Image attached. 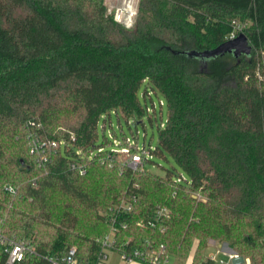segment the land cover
Wrapping results in <instances>:
<instances>
[{"label":"trees","instance_id":"obj_1","mask_svg":"<svg viewBox=\"0 0 264 264\" xmlns=\"http://www.w3.org/2000/svg\"><path fill=\"white\" fill-rule=\"evenodd\" d=\"M248 21L251 55L185 53L215 48ZM263 51L264 0H140L131 27L106 0H0V231L35 250L14 264H54L48 257L73 247L78 264H96L114 227L117 252L164 244L158 264L189 255L195 239L193 264H215L200 249L209 237L264 264ZM146 77L169 104L157 154L170 155L191 186L175 184L173 170L134 172L124 159L90 162L82 174L59 150L38 165L29 139L37 125L87 145L101 113H144ZM133 195L134 209L120 212ZM160 207L171 209L164 232L139 225ZM46 227L53 234L43 240Z\"/></svg>","mask_w":264,"mask_h":264},{"label":"built area","instance_id":"obj_2","mask_svg":"<svg viewBox=\"0 0 264 264\" xmlns=\"http://www.w3.org/2000/svg\"><path fill=\"white\" fill-rule=\"evenodd\" d=\"M137 0H122L121 3L115 7H109L113 12L114 19L127 27L134 25L135 18L137 15ZM242 26L237 25L234 32L230 34V39L237 36L238 30H241ZM142 85L145 86L144 97H148L152 100V107L146 104L144 107V113L150 115V118L158 119V107L161 109L164 106V101L160 99V105L153 100L154 94H158L157 90L151 83L148 77L143 78ZM116 113L120 119L121 113L116 109H111L101 113L98 120V130L103 123L102 128L104 129V138L100 141V133L98 132L97 137L87 145H81L75 133H71L68 137L55 138L51 137L40 130V125H37L29 135L30 139V153L36 157V161L40 167H45L50 160L51 153L56 151H61L65 154L69 160L70 165L73 169L80 171V173H85L87 170V165L90 162H97L102 165H108L109 167H114L117 161L124 159V164L132 169L134 172L142 171L149 162L155 158L157 154V146L152 143L144 142L142 145L139 141L138 135H133V137L127 135L123 127H121V135L114 129V123L112 122V115ZM162 114V112H161ZM128 125L131 127L134 123L138 124L135 120L126 118ZM134 121V123H133ZM141 122V121H140ZM167 122L159 123V128H165ZM30 125H35L34 122H30ZM110 134L107 136L106 130ZM111 137V139H110ZM174 183L177 185L191 186L192 181L189 177L185 176L183 173L175 176ZM36 183V182H34ZM10 191H14L12 187H8ZM136 196L130 200H124L119 206L118 210L120 212H129L134 209V202ZM171 209L169 207H160L155 210L151 218L146 222L140 221L139 225H149L152 227H159L161 232L166 230V226L162 224L165 218L169 215ZM126 227V225H125ZM117 228L114 227L110 234L105 237L103 242V248L98 256L96 264H107L110 251H117L115 233ZM165 248L164 244L161 245L160 249L157 250L151 245L147 248H137L131 251H118L121 259L124 262L131 263L135 261H140L144 264H158L162 249ZM0 250L6 254V261L8 264H14L16 262L22 261L28 253H33L35 250L27 245L26 241L17 238L15 236H9L0 231ZM76 249L73 247L70 249L69 253L62 257H48L54 264H78V260L75 256ZM211 259L215 261V264H252L250 259L242 255L241 253L224 248L222 246L216 247L215 251L208 254ZM221 256V257H220ZM166 257V263L168 261Z\"/></svg>","mask_w":264,"mask_h":264},{"label":"rangeland","instance_id":"obj_3","mask_svg":"<svg viewBox=\"0 0 264 264\" xmlns=\"http://www.w3.org/2000/svg\"><path fill=\"white\" fill-rule=\"evenodd\" d=\"M139 1L140 0H137V3H136L137 8L139 5ZM251 25H252V22L248 21L245 26L241 27L242 29L244 28V30H238L237 35L240 32H244L246 35L249 34L248 35L249 43L252 45V47H254V44L250 38V34L252 33V30L250 29ZM262 53H264V51ZM259 54H260V52H257L258 56H259ZM144 91H145V86L143 85V86H141L140 92H139L141 106L143 108L146 107V104L148 102V104L152 107V100L149 97L147 99L144 97V94H143ZM161 98L164 101V106L162 109L159 106ZM153 100L155 102H157V104L159 106L158 107L159 108L158 109V115H159L158 119H155V118L151 119L150 115L147 113H141L140 115L137 114V115H134V117H131V119L135 120L134 118H136V121L138 120V121H142V122L135 124L133 121L134 124L130 127L128 125L127 119L125 117L121 116L119 119L118 115L116 113H113L112 122L114 123V129L121 135V127L120 126H122L124 132L127 135H129L131 137H133L134 134L138 135L141 145L144 142H146V143H152L154 146H157L159 143V130H160L158 125L160 122H162V120L164 122H167L169 120V104H168L167 99L161 95L154 94ZM161 112H162V114H161ZM102 125H103V123H101V127L99 129L100 141H102L104 138V129L102 128ZM109 129H110V126H108L107 130H106L107 136L110 134V132L108 131ZM110 139H111V137H110ZM147 168L150 171H152L158 175H162V176L165 175L168 170H173L174 172L177 173V175H179V173H183L185 176L188 175L181 167H179L177 165V163L174 161V159L170 155H168L167 153L165 154V156L156 154L155 158L153 159V162H149L147 164ZM188 194L193 195L194 197H196L197 200L203 199L204 201H206V199H207L206 195H203L201 193H197L195 191L190 190V192ZM81 229L89 231L90 226H89V224L83 222L81 224ZM52 234H53V230L50 227H46L45 229L43 228V230L40 231V237L43 240H48ZM198 244H199V240L195 239L189 255H187L185 257H181V256L179 257L176 254H171L167 263L168 264H176L177 260L183 261L182 258H190L191 257V260H192L191 264H193L194 255H195V251L197 249ZM211 245H216L217 247H218V245H221L224 248H229V249H232V250H235V251L241 253L237 249L230 247L228 245V243H226L223 239H220V238L214 239L211 237L206 239V241L201 245L200 249H201V251H204L208 255L209 254V247ZM73 246H75V244H73Z\"/></svg>","mask_w":264,"mask_h":264},{"label":"water","instance_id":"obj_4","mask_svg":"<svg viewBox=\"0 0 264 264\" xmlns=\"http://www.w3.org/2000/svg\"><path fill=\"white\" fill-rule=\"evenodd\" d=\"M252 45L249 43L248 37L244 32H240L236 37L228 39L227 41L219 44L215 48L206 49L203 51L191 50L185 53L189 56H195L203 60H209L222 56L226 53H232L236 57L244 55H251Z\"/></svg>","mask_w":264,"mask_h":264},{"label":"crops","instance_id":"obj_5","mask_svg":"<svg viewBox=\"0 0 264 264\" xmlns=\"http://www.w3.org/2000/svg\"><path fill=\"white\" fill-rule=\"evenodd\" d=\"M121 1L122 0H106V3L109 7H115V6L119 5L121 3ZM219 246H221V245H219ZM216 247H217L216 245H211L209 247V253H211L212 251H215ZM170 255H169V257H170ZM169 257H168V260H169ZM182 260L183 261L177 260L176 264H191V262H192L191 257L190 258H182ZM107 264H144V263H142L140 261H135V262H131V263L124 262L121 259L120 254L117 251H111L109 254L108 260H107ZM166 264H168V263H166Z\"/></svg>","mask_w":264,"mask_h":264}]
</instances>
